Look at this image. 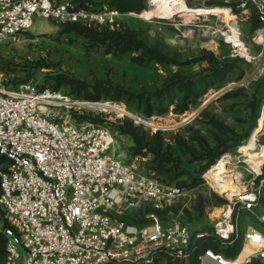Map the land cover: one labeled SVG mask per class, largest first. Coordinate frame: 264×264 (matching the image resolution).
Listing matches in <instances>:
<instances>
[{
	"label": "built area",
	"instance_id": "1",
	"mask_svg": "<svg viewBox=\"0 0 264 264\" xmlns=\"http://www.w3.org/2000/svg\"><path fill=\"white\" fill-rule=\"evenodd\" d=\"M236 1L237 8H255L258 34L264 36V0ZM198 15L221 18L212 12ZM120 16L107 4L87 9L70 0H0V45L18 40L38 19L101 27ZM211 25L231 44L232 56L251 57L240 28L234 35L235 25L223 31ZM100 104L0 79V154L8 160L0 168V207L9 222L1 264H153L161 256L188 262L199 239L232 245L240 237L242 211L264 223V211L256 213L264 197V172L257 171L248 181L235 178L236 191L225 192L227 203L211 231L194 232L184 220L192 201L186 188L164 184L154 173L109 154L111 130L80 121L84 109H104ZM247 245L258 246L257 252L242 256ZM254 259L264 261V231L255 228L246 232L235 258L212 248L198 254L199 264H250Z\"/></svg>",
	"mask_w": 264,
	"mask_h": 264
},
{
	"label": "rangeland",
	"instance_id": "2",
	"mask_svg": "<svg viewBox=\"0 0 264 264\" xmlns=\"http://www.w3.org/2000/svg\"><path fill=\"white\" fill-rule=\"evenodd\" d=\"M182 1L194 11L218 9L231 14L229 8H232L233 19L227 22L224 16L217 20L214 16L181 11L166 18L152 14L153 0H147L146 10L121 13L113 23L96 27L98 30L134 31L150 45L179 59V63H161L144 55L142 50L110 51L109 47L97 44L85 34L66 32L64 24L38 19L18 40L0 45V79L6 85L58 86L61 92L72 98L107 104L100 105L105 106L102 110L84 109L83 116H97L102 120L101 124L111 130L114 143L109 154L115 153L140 172L154 173L164 184L169 181L172 183L168 185H176L189 180L194 187L187 189L192 201L185 210L184 220L194 232L211 231L214 218L227 203L228 194L219 193L220 186L206 176L213 166L203 172L207 160L193 159L180 146L179 139L192 147H198L196 139H192L195 132L205 137L211 146L217 142L216 135L228 139V148L215 164L218 168L221 159L227 158L220 182L227 176L233 178L236 175L248 181L252 172H264V82L260 86L251 84L264 78V36L258 34L261 26L258 29L253 27L258 18L253 6L248 10L237 8L236 0ZM172 5V9L178 10L176 4ZM216 23L221 31L237 25L242 41L250 48L251 57L232 56V46L226 42L225 36L210 28ZM210 57L219 62L230 60L221 76L212 73ZM237 58L242 61H234ZM60 75L62 77L58 78ZM183 77H192V83L183 81ZM74 80L90 86L91 92L100 83L110 87H101L100 100L92 101L87 99L86 92L74 90L77 85ZM247 89H256V107L241 93ZM184 103L188 104V109L182 112ZM119 109H124L128 115L121 117ZM209 115L218 118L234 133L218 131L209 122ZM126 120L141 127L147 136L161 132L163 148L171 147V152L180 160V168L164 173L171 167L167 165L163 171L158 170V162L146 149L143 154L133 155L135 141L120 129ZM233 182L234 185L237 183ZM200 203L204 206L203 213L196 208ZM263 211L264 197L256 213ZM5 219L0 208V231ZM262 226L263 223L249 211H242L239 215V227L245 234L250 228ZM244 249L251 252L254 248L247 245ZM259 262L264 264L262 260Z\"/></svg>",
	"mask_w": 264,
	"mask_h": 264
},
{
	"label": "trees",
	"instance_id": "3",
	"mask_svg": "<svg viewBox=\"0 0 264 264\" xmlns=\"http://www.w3.org/2000/svg\"><path fill=\"white\" fill-rule=\"evenodd\" d=\"M73 3L77 4L79 7H84L87 9H97L101 7L103 4H107L109 7L114 8L120 13H127V12H141L142 10L147 9V0H70ZM145 12V11H144ZM261 26V22L259 17L255 20L254 28L258 29ZM64 29L66 32H75L78 34H85L87 37L97 41V44H104L109 47L110 51H120L125 52L128 50H142L143 54L150 57L155 58L161 63H179L180 60L174 58L167 54L162 48L158 46L150 45L146 39L140 37L134 31L125 30V29H118V30H109V29H102L98 30L96 27H87L79 23H67L64 24ZM209 63L212 68V73L216 76H221V73L225 67L229 65L230 60H224L222 62L217 61L214 57L209 58ZM234 61H242V59L237 58ZM244 61V60H243ZM247 65L249 62L244 61ZM62 76H58L61 78ZM57 78V79H58ZM183 81L192 83V77H183ZM74 90L76 92H86L87 99L92 101H99V91L101 87H110L106 86L105 84H98L95 85L91 92L90 86L77 82ZM264 82V78L258 79L256 82H252V85L260 86ZM53 90H59L58 86L51 88ZM257 89V88H256ZM256 89L252 90H244L241 92L242 94L247 96L249 103L256 107L257 101V94ZM188 109V104L184 103L181 106V111L184 112ZM89 120L96 123H101L102 120L98 119L97 116L91 115H81L80 121ZM209 122L222 133H229L232 134L234 131L226 126L223 122H221L218 118L214 117L213 115H209ZM121 132L123 134H129L133 137L135 141V146H133V155L143 154L144 149L148 152H151L154 155V161L158 162V170L165 166L170 165L171 167L168 170H164L163 172H168L170 169H174L175 167L180 168V160L177 156H175L174 152H171V147L167 145L166 149L163 148L164 146V138H161V132L156 133L153 136H147L141 130V127L135 125L133 121L126 120L122 126L120 127ZM192 139L198 142V147H192L187 144L185 140L179 139L180 146L188 153H190L195 160H207L205 166L203 167V172L216 167V163L220 160V158L225 153L226 149L228 148V139L221 138L220 135H216V144L215 146H211L207 139L203 136H200L197 132H195V136H192ZM8 163L7 158L0 154V168L4 167ZM4 165V166H3ZM157 170V169H156ZM184 172V171H182ZM171 184L172 182H167ZM178 187L191 189L193 188V184L189 182V180H184L178 182L176 184ZM1 208V207H0ZM198 210L203 213L204 206L202 203L198 204ZM2 210V208H1ZM3 211V210H2ZM4 213V211H3ZM5 214V213H4ZM138 222H143V220H138ZM187 223V222H186ZM9 226V222L5 219V223L3 225V230L0 231V264L4 262L7 256V243L8 238L5 233L6 227ZM258 230L264 231V223L261 228ZM245 241V233L241 232L240 230V237L230 246L222 247L219 242H215L213 240H204L199 239L196 241V250L192 253L191 258L188 262L172 260V258L166 259L164 256L159 257L153 264H199L198 254L201 250L206 248H212L214 251L223 254L227 258H235L241 252L243 248V244ZM250 264H260L259 259H254Z\"/></svg>",
	"mask_w": 264,
	"mask_h": 264
},
{
	"label": "bare ground",
	"instance_id": "4",
	"mask_svg": "<svg viewBox=\"0 0 264 264\" xmlns=\"http://www.w3.org/2000/svg\"><path fill=\"white\" fill-rule=\"evenodd\" d=\"M176 4L178 8V10L172 9L174 8V6L172 4ZM153 5L155 6L154 10H152V14L157 13L163 17H172L173 15H175L176 13L181 12H192L195 14H205V13H216L218 15L224 16V18L226 19L227 22L231 21L233 19V16L231 15L232 12L230 11L231 14H229L226 10H198V11H194L191 10L190 7L187 6V3L185 1L182 0H153ZM157 9V10H156ZM233 24V23H232ZM235 24V23H234ZM231 30L233 31L234 35L238 34V27L237 25H235V27H232ZM100 105H105V104H100ZM105 106H108L107 104ZM110 107V106H109ZM120 111H125L124 109H119ZM226 157L221 159V166H219L218 168L216 167L215 169L210 170L209 172H207V176L209 177V179L211 181H214L216 183V185L220 186L221 191L224 192H229V191H233L235 189V185L233 181L239 180L240 176L236 175L233 178H230L228 180H223L222 182L219 181L220 177L223 176V173L226 170L227 167V161H226ZM224 177V176H223ZM236 178V180H235ZM237 182V181H236ZM249 247V246H248ZM254 249L249 252L248 251H243L242 256H246L248 254H255L258 250V246H252ZM252 249V248H251Z\"/></svg>",
	"mask_w": 264,
	"mask_h": 264
}]
</instances>
